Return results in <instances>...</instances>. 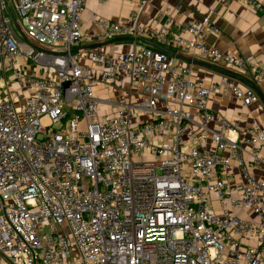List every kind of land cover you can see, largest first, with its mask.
<instances>
[{"label": "built area", "instance_id": "2783aa9c", "mask_svg": "<svg viewBox=\"0 0 264 264\" xmlns=\"http://www.w3.org/2000/svg\"><path fill=\"white\" fill-rule=\"evenodd\" d=\"M87 2L0 0V264H264V179L248 169V157L264 168V129L253 118L240 130L208 106L225 92L248 107L257 92L227 75L195 80L191 65L137 41L117 58L78 51ZM162 15L151 32L135 13L99 17L92 37L172 40L264 88L259 59L203 40L220 35L209 17L174 35ZM97 69L103 83L142 81L147 100L101 114Z\"/></svg>", "mask_w": 264, "mask_h": 264}, {"label": "crops", "instance_id": "0c3cea01", "mask_svg": "<svg viewBox=\"0 0 264 264\" xmlns=\"http://www.w3.org/2000/svg\"><path fill=\"white\" fill-rule=\"evenodd\" d=\"M141 1L88 0L85 13L81 20V33L83 38L80 46L77 48L79 49L78 51L88 53L90 49L80 50V48L98 43L92 37V34L97 33L99 30L95 23V20L99 17L126 21L129 19L131 13H135L138 17L139 24L146 32H151L159 29L166 21L167 16L162 15V12L168 9L171 12L170 33L174 35L179 34L181 32L179 29L181 24L189 19L209 17L211 22L220 30V35L207 29L203 31V40L209 46L229 54L242 56L252 55L261 61L264 68V0H257L261 4L260 9L245 0H145V6L142 10H139L138 5ZM184 36L186 38L192 37L188 34H184ZM139 38L149 39L146 36ZM134 43V41L125 40L105 45L104 48L112 57L117 58L119 55L129 51ZM139 43L147 44L137 41V44ZM161 45L194 60L209 63V61L203 59L198 53H183L172 40ZM22 46L26 49V45L22 44ZM178 61L182 66L191 65L192 78L195 80H203L205 84H209L211 81H217L224 75L216 67L193 65L182 59H178ZM82 62L87 63L88 59L84 58ZM26 70L39 76L50 77L54 75L51 69L27 68ZM95 76L97 78L95 93L101 101L100 112L103 115H114L118 108V102L142 104L147 100L143 92L142 81L133 80L128 77H120L110 84L103 83L100 82L101 72L98 69L95 71ZM231 78L235 79L242 86L251 87V79L248 76L245 78ZM260 88L264 93V88ZM208 106L211 111L224 118L227 122L236 125L240 130H245L250 126L253 118H256L264 129V104L261 99L245 107L232 95L219 92L211 95L208 100ZM193 111L195 110L193 109ZM152 117L153 115L148 113L143 115L141 120L146 121ZM132 121L133 123L136 122V120ZM188 127L194 130L198 128L196 125H190ZM248 169L256 177L264 179V168L251 162L249 157Z\"/></svg>", "mask_w": 264, "mask_h": 264}, {"label": "water", "instance_id": "95a60500", "mask_svg": "<svg viewBox=\"0 0 264 264\" xmlns=\"http://www.w3.org/2000/svg\"><path fill=\"white\" fill-rule=\"evenodd\" d=\"M9 11V14L12 18V21H13V25L17 31V33L19 34V36L21 37V39L27 43V38L24 34V32L21 30L15 16L13 15L12 11L10 9H8ZM125 40H129V41H141V42H144V43H147L161 51H164L178 59H182V60H185L193 65H198V66H202V67H216L218 68L222 74L224 75H227V76H231V77H237L236 75H234L232 72L226 70V69H223V68H220V67H217L213 64H209L207 62H202V61H197V60H194L193 58H190V57H187L185 55H182L178 52H175V51H172L166 47H164L163 45L157 43V42H154L152 40H149V39H144V38H135V37H130V36H122V37H116L114 39H111L107 42H101V43H95V44H92V45H88V46H84V47H81L80 50H85V49H92V48H98V47H101V46H105V45H108V44H112V43H115V42H119V41H125ZM79 50V49H77ZM68 86V83H63V87H67ZM251 88H253L257 94L259 95L261 101L263 102L264 104V93L262 92V89L260 88V86L258 85H255L252 81H251Z\"/></svg>", "mask_w": 264, "mask_h": 264}, {"label": "rangeland", "instance_id": "374dc122", "mask_svg": "<svg viewBox=\"0 0 264 264\" xmlns=\"http://www.w3.org/2000/svg\"><path fill=\"white\" fill-rule=\"evenodd\" d=\"M22 41H23V40H22ZM23 42H24V41H23ZM209 64H213V63H210V62H209ZM74 257H75V254L72 256V258H74Z\"/></svg>", "mask_w": 264, "mask_h": 264}]
</instances>
